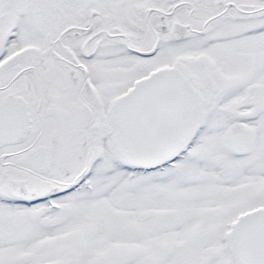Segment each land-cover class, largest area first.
<instances>
[{
  "label": "snow or ice",
  "instance_id": "snow-or-ice-1",
  "mask_svg": "<svg viewBox=\"0 0 264 264\" xmlns=\"http://www.w3.org/2000/svg\"><path fill=\"white\" fill-rule=\"evenodd\" d=\"M0 264H264V0H0Z\"/></svg>",
  "mask_w": 264,
  "mask_h": 264
}]
</instances>
